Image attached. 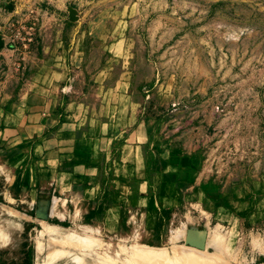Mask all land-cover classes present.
Returning a JSON list of instances; mask_svg holds the SVG:
<instances>
[{
	"label": "rangeland",
	"instance_id": "374dc122",
	"mask_svg": "<svg viewBox=\"0 0 264 264\" xmlns=\"http://www.w3.org/2000/svg\"><path fill=\"white\" fill-rule=\"evenodd\" d=\"M0 43L2 73L60 57L54 86L72 87L93 135L123 137L136 117L151 131L148 187L109 169L60 221L36 215L48 194L30 163L0 151V264H264V224L243 225L264 223V0H0ZM199 162L220 194L184 178ZM235 196L254 202L240 222Z\"/></svg>",
	"mask_w": 264,
	"mask_h": 264
},
{
	"label": "crops",
	"instance_id": "0c3cea01",
	"mask_svg": "<svg viewBox=\"0 0 264 264\" xmlns=\"http://www.w3.org/2000/svg\"><path fill=\"white\" fill-rule=\"evenodd\" d=\"M11 61L0 54V63ZM37 64L38 68L27 75L13 70L2 73L0 70V151H9L16 162L30 163L33 173L36 176L38 174L43 193L48 196L38 194L36 215L40 217L44 211L46 219L58 221L59 205L73 202L79 207L74 194L81 193L83 199L87 196L91 199L96 197V193H101L110 174L109 169L111 175L116 177L113 178L118 179L122 185H130L134 179L139 187H148L149 170L143 153L151 134L148 127L142 126L143 122L136 117L134 122L129 123L132 128L123 137H119L117 132L93 135L90 128L83 126L85 109L68 94L72 92V87L62 89L54 86L56 83L60 85L61 78L64 79L62 59L49 56L39 59ZM47 81H52V84ZM106 156L110 162L107 163L109 166L104 167V162L100 160ZM180 159L184 158L178 157ZM170 167L167 165L160 175L172 169ZM201 167L199 162L197 167L193 163L191 169L185 168L184 178L192 173L197 179L201 175L200 181L195 180L191 186H199V190H206L208 195H211L208 191L211 187L220 194V185L207 187L202 184L205 171L202 172ZM237 185L245 192L250 191L247 184ZM235 197L238 201L239 198ZM253 207L254 202L246 196L239 199L237 206L230 207V215L237 218V221L242 220L241 217L248 215ZM158 208L149 203L144 207L143 214L146 213L150 219L156 214L157 218ZM251 216L246 218L243 225L255 227L256 224H264L258 217L252 221ZM150 222L149 226L152 224Z\"/></svg>",
	"mask_w": 264,
	"mask_h": 264
},
{
	"label": "bare ground",
	"instance_id": "6f19581e",
	"mask_svg": "<svg viewBox=\"0 0 264 264\" xmlns=\"http://www.w3.org/2000/svg\"><path fill=\"white\" fill-rule=\"evenodd\" d=\"M45 233L47 234V235H49L50 237H52V236H57V235H59V232L58 231H56V230H51V229H47V230H45ZM194 254V253H193ZM201 257H199V259H200ZM197 259L198 258H196V260L195 261H197ZM200 261H203V264H206L205 262H207V260H205V258L204 259H202V260H200ZM199 261V262H200ZM197 263V262H196ZM208 264V263H207Z\"/></svg>",
	"mask_w": 264,
	"mask_h": 264
},
{
	"label": "water",
	"instance_id": "95a60500",
	"mask_svg": "<svg viewBox=\"0 0 264 264\" xmlns=\"http://www.w3.org/2000/svg\"><path fill=\"white\" fill-rule=\"evenodd\" d=\"M45 216H46V213L44 211L40 213V217H44L45 218Z\"/></svg>",
	"mask_w": 264,
	"mask_h": 264
}]
</instances>
